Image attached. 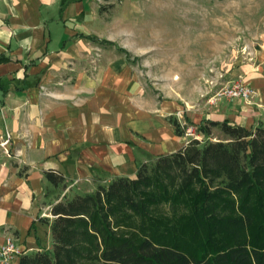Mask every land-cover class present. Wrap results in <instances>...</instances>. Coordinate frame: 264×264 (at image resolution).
I'll list each match as a JSON object with an SVG mask.
<instances>
[{
    "label": "crops",
    "instance_id": "obj_1",
    "mask_svg": "<svg viewBox=\"0 0 264 264\" xmlns=\"http://www.w3.org/2000/svg\"><path fill=\"white\" fill-rule=\"evenodd\" d=\"M103 1L0 0V243L12 236L24 254L52 248L51 206L79 181L133 178L190 141L168 119L180 108L148 94L130 59L100 43L115 44L102 36ZM259 44V71L246 76L251 101H228L204 117L185 110L188 121L264 124V31ZM50 170L66 191L45 179Z\"/></svg>",
    "mask_w": 264,
    "mask_h": 264
},
{
    "label": "trees",
    "instance_id": "obj_2",
    "mask_svg": "<svg viewBox=\"0 0 264 264\" xmlns=\"http://www.w3.org/2000/svg\"><path fill=\"white\" fill-rule=\"evenodd\" d=\"M187 125L206 141L191 139L133 178L64 196L50 210L52 248L23 254L18 264H264V124ZM213 128L224 138L210 140ZM44 176L53 187L65 184L59 172Z\"/></svg>",
    "mask_w": 264,
    "mask_h": 264
},
{
    "label": "rangeland",
    "instance_id": "obj_3",
    "mask_svg": "<svg viewBox=\"0 0 264 264\" xmlns=\"http://www.w3.org/2000/svg\"><path fill=\"white\" fill-rule=\"evenodd\" d=\"M102 4V36L128 52L130 68L148 94L180 108L173 117L182 125L188 122L185 110L202 117L215 113L228 102L211 103L224 85L246 82L247 74L259 71L264 0H104ZM116 47L104 48L112 56L122 55ZM101 49L89 57L87 69L98 67ZM223 138L219 129L211 130L210 140ZM197 140L202 143L206 138L199 134ZM66 185L58 191H66ZM97 185L107 184L79 181L67 197L93 192Z\"/></svg>",
    "mask_w": 264,
    "mask_h": 264
},
{
    "label": "built area",
    "instance_id": "obj_4",
    "mask_svg": "<svg viewBox=\"0 0 264 264\" xmlns=\"http://www.w3.org/2000/svg\"><path fill=\"white\" fill-rule=\"evenodd\" d=\"M254 95L255 91L246 82H232L224 85L217 94V98H215V100L211 99V103L222 99L228 101L242 100L244 102H250ZM180 126L184 130V135L186 137H191V139L196 140L199 139V134L196 133L194 126L186 124H180ZM23 254L24 252L16 244V241L12 236L5 237L4 241L0 243V264H12L15 259Z\"/></svg>",
    "mask_w": 264,
    "mask_h": 264
}]
</instances>
